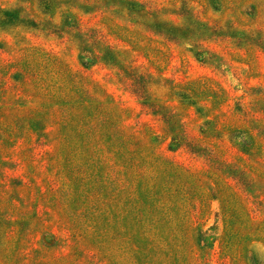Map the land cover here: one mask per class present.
<instances>
[{
  "label": "rangeland",
  "instance_id": "1",
  "mask_svg": "<svg viewBox=\"0 0 264 264\" xmlns=\"http://www.w3.org/2000/svg\"><path fill=\"white\" fill-rule=\"evenodd\" d=\"M0 264H264V0H0Z\"/></svg>",
  "mask_w": 264,
  "mask_h": 264
},
{
  "label": "trees",
  "instance_id": "2",
  "mask_svg": "<svg viewBox=\"0 0 264 264\" xmlns=\"http://www.w3.org/2000/svg\"><path fill=\"white\" fill-rule=\"evenodd\" d=\"M133 5V4H132ZM139 8L143 9V6L141 5H137ZM231 139L239 142L241 144V147L247 148L249 146L250 140L247 139V137L245 136V134L241 131L235 132L232 134Z\"/></svg>",
  "mask_w": 264,
  "mask_h": 264
}]
</instances>
